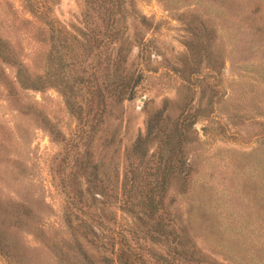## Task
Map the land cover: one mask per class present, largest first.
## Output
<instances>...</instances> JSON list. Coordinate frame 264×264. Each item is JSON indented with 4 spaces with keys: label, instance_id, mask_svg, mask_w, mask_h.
Listing matches in <instances>:
<instances>
[{
    "label": "rangeland",
    "instance_id": "obj_1",
    "mask_svg": "<svg viewBox=\"0 0 264 264\" xmlns=\"http://www.w3.org/2000/svg\"><path fill=\"white\" fill-rule=\"evenodd\" d=\"M8 2L23 13L21 0H0L1 15ZM254 2L260 5L261 16L251 19L247 6ZM134 5L136 16L124 18L132 46L125 65L140 77L132 97L110 108L95 132V146L103 152L102 139L111 136L106 157L121 162L124 149L143 131L147 110L167 98L172 116L179 111L174 101L186 94L195 101L200 90L205 99L213 90L216 103L210 123L197 119V140L188 145L189 184L185 192L168 190L167 208L170 215L181 218L208 258L219 264H264V115L258 111L264 103V0H134ZM82 9V0H58L52 12L60 23L78 26ZM183 10H192L195 16H177ZM139 14L145 23L138 21ZM196 14L211 24L212 55L207 57L204 51L197 70L182 77L183 41L189 39V28L199 25ZM55 43L52 38L54 74ZM218 56L220 69L215 74L205 65ZM64 67L69 72L68 64ZM7 71L11 73L10 68ZM25 93L35 101L34 110H17L0 91V199L3 204L24 202L28 222L40 208L46 233L67 236L71 230L64 221L63 140L73 132L77 119L56 86ZM48 123L63 140L52 137ZM128 218L122 221L134 227L136 223ZM11 230L23 251L20 264H71L60 261L31 229ZM134 244L144 264H166L176 256L173 242L138 237ZM0 264L13 263L0 253Z\"/></svg>",
    "mask_w": 264,
    "mask_h": 264
},
{
    "label": "trees",
    "instance_id": "obj_2",
    "mask_svg": "<svg viewBox=\"0 0 264 264\" xmlns=\"http://www.w3.org/2000/svg\"><path fill=\"white\" fill-rule=\"evenodd\" d=\"M82 1V24L78 26L62 24L53 16L52 7L58 0H21V14L9 2L2 6L0 91L17 110L24 111L35 109V101L27 99V90L56 86L77 123L65 139L47 124L53 138L64 139V221L71 232L67 236L48 235L43 210H34L28 222L24 202L3 204L0 199V253L20 264L23 251L11 228L25 227L51 247L60 261L71 264H144L134 244L138 237L173 242L176 256L166 264H219L195 245L181 218L170 215V198H166L169 189L178 193L187 189L192 169L188 145L197 140L195 121H208L213 115V90L205 99L200 90L195 101L187 94L174 101L179 111L172 116L168 112L171 102L164 98L159 107L147 110L144 129L124 149L121 162L107 158L112 137L102 139L101 152L95 146V132L113 105L132 97L140 77L125 65L132 46L124 18L136 16L137 10L134 0ZM247 9L251 19L261 16L257 2ZM185 13L195 16L192 10L177 12V16ZM196 16L199 25L191 26L189 39L183 41L182 77L197 70L204 51L207 57L212 55L211 24L200 14ZM138 21L145 23L143 14L138 15ZM52 38L56 40L55 74L50 64L54 58ZM66 64L71 74L65 70ZM219 65L218 56L205 66L216 74ZM258 109L264 115V103ZM206 128H201L203 134ZM128 217L131 224L136 223L134 227L122 221Z\"/></svg>",
    "mask_w": 264,
    "mask_h": 264
}]
</instances>
